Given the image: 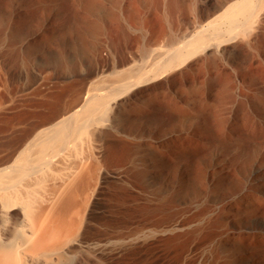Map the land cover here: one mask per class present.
<instances>
[{"label":"bare ground","instance_id":"6f19581e","mask_svg":"<svg viewBox=\"0 0 264 264\" xmlns=\"http://www.w3.org/2000/svg\"><path fill=\"white\" fill-rule=\"evenodd\" d=\"M31 1L48 21L52 5L73 0ZM93 1L98 13L109 9ZM138 1L120 0V11ZM161 2L173 36L177 0ZM183 6L195 26L213 18L151 68L145 63L150 69L133 62L111 81L90 77L130 55L113 53L106 39L92 62L79 57L77 70L48 38L44 51H19L20 65L0 51V264H264V0ZM15 13L11 0H0V27L8 22L7 40L26 50V25ZM241 47L247 70L232 60ZM208 58L231 81L222 94L247 102L252 117L222 136L196 128L182 143L168 125L175 95L160 100L153 90L140 102L136 90L165 75L169 83L188 77Z\"/></svg>","mask_w":264,"mask_h":264},{"label":"rangeland","instance_id":"374dc122","mask_svg":"<svg viewBox=\"0 0 264 264\" xmlns=\"http://www.w3.org/2000/svg\"><path fill=\"white\" fill-rule=\"evenodd\" d=\"M11 1L16 10L15 13L16 19L18 21L20 20V24L26 25V30L28 33L27 39L29 40V44L28 46H26V50L19 43L11 45V43L6 38L7 36L6 27L8 22L7 23L4 22L5 24L0 27V51H3V53L6 54V56L12 62V64L20 65L21 61L17 58L19 51H44L41 45L46 44L47 38L50 41L49 43L54 47V51H60L63 55L70 57V60H72L71 65H73L74 69L76 70L78 69L77 61L79 57L81 55L85 56L86 64L92 62L94 59L93 56H94L95 47L101 44L105 39L107 40L109 50L113 51V53L116 51H121L122 49V51H125V53H127L128 56L133 55L132 57L134 58V60L132 57H131L132 59L130 60V56H129V62L127 61L128 63L124 62L122 64L117 63L116 60L118 59V57H115V62L109 63V65H112V66L108 65L109 69L106 67L103 71H99L98 73L93 74L94 76L92 75L90 77V82L92 83L99 82L101 80L104 81L105 79H108L107 81H109V78L111 81L112 79L115 78L116 73L119 74L122 71L124 72L125 69L127 70L131 67L139 66L138 62L139 63L143 62L141 65H143L144 67H148V66L150 67V65L152 64L151 65L152 67L153 66L152 62L153 61L156 62L155 61L156 58L159 59L160 55L161 57L162 56L164 57L165 55L164 53L167 52V50L170 51L173 48H177L183 45V43H185L184 41H186L184 40L186 37L190 38L192 34H194L198 29L201 28V26L208 25V23L213 18V17H209L203 20V22L201 23L202 25L196 24L195 26L194 22L192 23L191 20L186 18L187 17L186 14L184 15L185 13L184 10L186 6L184 7L183 5L184 4L186 5L187 0H177V7L179 6L177 24L179 25L178 26L179 32L182 34V36H180L179 32H177V34L172 36L169 25L172 20V14L170 12L171 10L169 6L168 7L163 6L164 4L161 2V0H153L155 2L152 3L146 0H140L136 2L135 7H131L132 4L128 3L126 9L123 12L120 11L119 8L120 0H104L105 3H107V6H109V9H107V11L104 13H98L96 11L98 7V3L93 0H73L71 2L72 4L70 3L68 5H52L49 11L51 12L52 15L55 16V19L53 20L51 19L48 21H46L44 17L45 14L43 10V5L38 3L36 0H34L36 2L33 1L29 2V0H11ZM90 2L95 3L94 4L95 9H93L94 6L92 8H89L88 5ZM143 6H145L144 7L145 9L143 8ZM136 8L138 10L142 8V11L140 12ZM17 14L20 17H18ZM181 22L186 27L183 26ZM148 26L149 27L152 26V28H149ZM145 27L147 28V30ZM181 29L184 32H182ZM183 33H187L188 35L190 34L191 36L190 35L188 36L187 34L185 35ZM112 35L113 37H111ZM99 37L101 38L99 39ZM169 39L172 40L170 41ZM158 50L162 51L159 53V56H157ZM92 51L93 53H91ZM248 59H249L248 51L245 47H241L236 51H233L232 53V60L234 61V63L237 64L238 66L243 67V69L245 70H247L246 68L248 64ZM211 60H212L211 58H208L205 60L204 65L194 67V69L190 71V75H192L193 77H191L190 75H188V77L181 76L179 77L180 80L179 78H177V80L175 79L173 82L169 83L167 81L168 76L165 75L163 76V79L159 78L161 79L160 80L161 82L158 83L159 79H157L156 81V84L158 83L157 86L155 82H153L146 84V86L142 85L139 87V89L136 90V91L139 90L140 92L138 91L134 98L136 100L138 99L137 101L140 102L143 96H147L150 93H154L153 90H155V93L158 95L160 100L163 99L161 96L164 93H167L169 95L172 93L173 95H175V99L173 103L176 106V110L178 111L176 112V115L173 117L174 119H172L171 123L169 122L168 125L170 126V128L172 127L173 132L171 134L173 136L176 135L178 137L179 135L178 137L179 140H183V138L185 139L183 140L184 142L181 141L182 143L188 141V139L192 136L194 129L196 128H199L200 131L222 136L232 131L230 128L236 126V124H234L235 122L242 121L244 117H245L244 120L252 117L251 113L249 112L250 108L247 102H242L243 104H241L240 103L241 101L237 98L234 99V97H232V95L229 92L224 93V95L222 94L224 91V87L227 86L229 89L230 86L225 83L226 82L231 83V81H228L226 78H224V75L217 70L218 66H216ZM133 62H135L137 65ZM145 63L148 64V66ZM149 67L147 69L151 68ZM200 68L202 69V71L199 70ZM109 72H111V74ZM198 72L200 75L198 74ZM96 74L97 77L95 76ZM104 75L107 77H105ZM171 76L169 75V77ZM200 82L201 83L203 82L204 84L203 83L201 84ZM179 86L185 87L187 90L185 88L182 89H185L187 93L186 91L183 92L182 90H179L181 88ZM195 87L197 88L195 89ZM105 88L107 87H104V89ZM165 89H167L169 93L165 92L166 91ZM193 89H195V91H193ZM221 89L223 91H221ZM146 91L148 92V94ZM193 92L195 94H193ZM178 94L180 97L177 99ZM218 95L220 97H218ZM205 97L206 99H204ZM199 98H201L202 101ZM221 99L222 101H220ZM160 100L158 101L157 104L159 109H163L161 107L163 102H160ZM202 103L204 104L201 105ZM176 104L178 106L181 105V107H179L180 109H178ZM200 105L202 107H200ZM206 111L210 114H208ZM211 113L213 115H211ZM159 114L161 115L160 117L166 119L165 115L167 114H164L163 112ZM216 115L217 116L219 115V117H217ZM230 123L233 126H230L231 125ZM245 127H247V130H250L253 129L255 126L252 127L251 125H246ZM245 127L242 130H246ZM218 129L221 130L223 129V130L220 131ZM251 131L253 130H250V132ZM171 134H169V136Z\"/></svg>","mask_w":264,"mask_h":264}]
</instances>
